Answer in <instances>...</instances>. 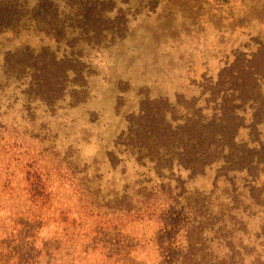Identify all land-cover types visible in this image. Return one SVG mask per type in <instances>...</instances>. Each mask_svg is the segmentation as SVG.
I'll use <instances>...</instances> for the list:
<instances>
[{
  "label": "rangeland",
  "instance_id": "rangeland-1",
  "mask_svg": "<svg viewBox=\"0 0 264 264\" xmlns=\"http://www.w3.org/2000/svg\"><path fill=\"white\" fill-rule=\"evenodd\" d=\"M43 52L49 93L9 67ZM225 99L236 130L204 165L126 133L157 100L175 126ZM0 264H264V0H0Z\"/></svg>",
  "mask_w": 264,
  "mask_h": 264
},
{
  "label": "trees",
  "instance_id": "trees-1",
  "mask_svg": "<svg viewBox=\"0 0 264 264\" xmlns=\"http://www.w3.org/2000/svg\"><path fill=\"white\" fill-rule=\"evenodd\" d=\"M15 58V62L9 64V67L18 71L27 68L32 70L31 87H37L34 90L43 89L49 93L52 90L49 86L52 83L56 85L54 79L57 71L61 70V65L49 53L43 52L35 57L33 54H19ZM257 60L258 54H253L251 63L232 70L231 80L237 83L235 87L237 92L255 91V77L258 76L256 68L261 65V63L258 65ZM6 61L7 64L10 63V58L7 57ZM160 102L163 101L157 100L150 109L141 106L139 116L129 123L126 133L131 143L139 147V151L157 152L159 158L168 164V168L174 165L195 167L214 160L219 144L230 141L236 130L235 117L231 114L228 99L221 103L222 113L218 121L215 116L206 123L200 122L198 118L189 117L175 126L165 118L163 109L162 111L158 109L159 106L165 108V103ZM235 156L239 160L248 158V155H239V152ZM161 160L157 161L155 166L162 165Z\"/></svg>",
  "mask_w": 264,
  "mask_h": 264
}]
</instances>
